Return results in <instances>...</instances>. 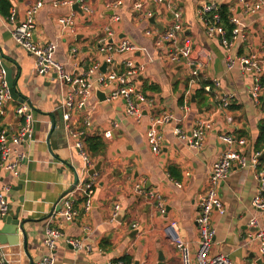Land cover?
<instances>
[{
	"label": "crops",
	"instance_id": "0c3cea01",
	"mask_svg": "<svg viewBox=\"0 0 264 264\" xmlns=\"http://www.w3.org/2000/svg\"><path fill=\"white\" fill-rule=\"evenodd\" d=\"M8 1L10 12L14 11L15 24H18L35 0ZM43 1V8L36 16L34 41L56 43L54 59L63 64L65 72L79 75L94 58L100 59L95 52L100 41L128 39L145 52L116 55V66L121 67L127 58L143 65L144 70L137 75L135 85L154 104L137 123L125 116L121 99L108 101L105 94L102 100L95 88L87 103L90 112L80 115L72 112L68 124L72 130L81 132V141L85 134H98L105 148L98 157L88 158L92 166L90 170L100 163L98 172L93 173L90 211L84 212L79 204L74 221L67 222L57 216L49 224L61 233L56 240L55 264H107L115 261L161 264L160 258L162 264H180L178 251L165 231L170 223L175 224L178 236L187 243L194 259L198 250L199 233L195 222L198 200L207 192L210 170L224 149L217 135L226 132L244 138L246 146L242 153L249 162L257 153L252 146L258 134V123L264 118L250 95L252 77L238 67L226 70L227 53L217 37L209 40L205 36L197 9L204 3H212L217 9L222 5L230 6L231 15L238 19L246 36L244 43L234 44L230 51L233 57L251 53L264 57V10L247 14L238 0H177L183 39H189L193 48L191 57L194 58L201 48L211 55L199 76L193 77L184 59L170 62L165 52L144 35L148 28L161 32L171 26V13L164 7L152 3L146 5L145 9L151 10L154 16V23L147 25L138 13L130 10V0H123L124 6L115 12L120 19L113 22L114 13L106 9L105 4L115 0H85L94 14L88 17L77 13L73 31L61 33L57 19L69 12L68 7L54 8L51 0ZM247 1L252 3L255 0ZM12 26L0 16V57L11 71L18 95L16 101H24L33 108L34 133L32 141L23 150L26 157L19 162L16 175L3 174V182L11 187L8 215L16 216L22 229L17 230L15 244L9 240V235L0 234V257L6 264H37L46 253L43 239L51 212L61 210V198L76 185L89 181L91 175L64 129L60 114L61 84L55 80L54 74H36L33 57L10 37ZM106 27L110 29V35L104 32ZM72 50L75 51L73 56ZM201 76L219 84L210 95L195 98L194 93L200 88L198 77ZM145 85H153L156 90H146ZM221 99H227L231 108L221 109ZM14 106L15 103L8 106L5 122L14 121ZM163 115H171L173 120L156 127L162 140L158 153H154L146 141V132L151 125L150 118ZM87 116L89 127L83 124ZM199 119L213 120L215 127L204 136L199 150H191L173 134L174 128H180L189 137ZM113 124L117 127L110 138H105L104 132ZM256 189L257 183L250 169L233 170L217 187L224 212H213L210 218L214 231L211 255H225L233 264H264V259H259L257 245L250 241L253 230L248 227L253 214L251 200ZM157 196L164 203L163 215L157 208ZM78 197H81L80 193H75L74 199ZM116 206L117 216L113 218ZM4 226L6 224L0 217V231ZM67 240L80 242L83 249L75 251Z\"/></svg>",
	"mask_w": 264,
	"mask_h": 264
},
{
	"label": "built area",
	"instance_id": "2783aa9c",
	"mask_svg": "<svg viewBox=\"0 0 264 264\" xmlns=\"http://www.w3.org/2000/svg\"><path fill=\"white\" fill-rule=\"evenodd\" d=\"M154 4L169 10L172 16V24L169 28L157 32L152 29H147L144 35L153 41L156 48L163 50L172 63L185 60V64L191 68L193 77L199 76L201 68L211 59L210 52L206 49H198L194 58L193 48L189 39H183V29L180 25L181 14L177 0H130L129 7L134 13H138L142 19L150 25L149 20L153 17L151 10L145 9L146 5ZM239 5L247 12L254 14L264 10V0H255L249 3L247 0H238ZM43 0H35L24 12L22 22L15 24L13 19L14 11L10 12L8 22L13 24L9 30L10 37L14 43L20 47L25 53L33 57L35 72L37 75L46 76L55 75L62 86L61 99V118L65 125V131L72 140V147L76 149L82 157L86 169L90 170L91 162L83 151L82 141L80 139L81 132L70 128L68 122L71 120L72 112L77 115L82 112L89 113L90 109L87 105L93 90L99 88L106 92L108 101L121 99L124 102L125 116L133 118L137 123H140L150 109L153 108V100L148 95L143 93L135 85L136 77L144 70L143 65L136 64L132 58L123 60L121 67L116 66L115 56L125 53L145 52V49L138 48L128 39H121L118 42L100 41L96 47V56L100 59L92 60L89 67L79 75H72L64 70L63 64L54 59L57 51V44L54 42L39 43L34 41L36 29V16L43 8ZM51 5L54 8L68 7L69 12L57 19L58 29L60 32L73 31L77 13L85 14L91 17L94 14L93 8L85 0H51ZM76 5L78 11L72 7ZM124 6L123 0H115L112 3L105 4V8L112 11V21H119V16L116 11ZM217 8L212 3H204L197 9L199 22L201 23L205 36L211 40L218 38L221 46L227 53L226 70L230 71L238 67L242 73L249 74L253 79V86L250 95L256 104L259 105V99L263 89L260 84V79L264 78V57L255 53L243 55L240 57L230 56V51L235 43H244L246 36L243 27L238 19L234 16L230 21L234 25L229 37L225 31L219 26V16ZM235 12V9H233ZM211 18H208V15ZM104 32L110 35V29L104 28ZM182 43V44H181ZM72 56L75 51H71ZM106 64L105 72L101 71V65ZM3 59L0 57V217H5L9 214L8 193L11 187L3 182V174L11 173L16 175V169L21 160H24L26 153L24 148L30 144L33 138V108L30 104L13 99L10 93L9 84L7 81V70L3 67ZM110 68V70L108 69ZM217 87L219 83H214ZM205 92L212 93L209 86L204 88ZM15 103L12 110L13 122H5L8 113V106ZM229 102L227 99H221V109H227ZM186 110V109H185ZM173 120L171 115H163L161 117L150 118V128L146 132V141L152 152L158 153L161 144V135L156 130L163 124ZM230 121V120H229ZM83 124L85 127L90 126L89 117H85ZM117 124H113L110 130L104 132L105 138H110L113 129ZM215 127L213 120H197L194 123L190 136L187 137L180 128L175 127L173 134L185 142L191 150H199L202 146L204 136ZM218 140L224 146L220 157L213 163L208 176L209 188L205 194L200 196L198 200V212L195 222L198 225V250L195 258L192 259L187 243H185L177 234L175 224L170 223L166 227V232L175 246L179 254L180 264H233L232 261L225 255H211L210 247L214 237V231L210 226V218L213 212L223 214L222 203L217 194V187L221 182L225 181L233 170L250 169L253 172L254 179L257 183V189L254 197L251 200L253 214L248 222V227L253 230L250 241L257 245V253L259 259H264V157L262 153H254L250 157V161L246 162L242 153L246 146L244 138H237L234 135L226 132L217 135ZM94 175H91L90 180L85 183H80L74 189L64 195L61 210H53L48 217V223L45 230L43 245L46 248V253L37 264H55L54 251L56 240L61 236V233L49 224L59 216L67 222H72L77 217V211L74 208V195L80 193L83 196L82 210L89 212L91 209ZM177 186H181L176 183ZM157 208L161 215L165 214L164 203L161 197L157 196ZM118 206L115 207L117 216ZM261 220V221H260ZM134 227V226H133ZM67 243L75 251L83 249L80 242L67 240ZM88 248V247H87ZM85 249V248H84ZM0 264H6L3 257H0ZM107 264H126L122 261L109 262ZM254 264V263H253Z\"/></svg>",
	"mask_w": 264,
	"mask_h": 264
},
{
	"label": "trees",
	"instance_id": "16d2710c",
	"mask_svg": "<svg viewBox=\"0 0 264 264\" xmlns=\"http://www.w3.org/2000/svg\"><path fill=\"white\" fill-rule=\"evenodd\" d=\"M10 8H11V5L8 0H0V16L1 17L5 19H9ZM216 12L219 16V26H221L222 29L225 31L226 36L229 37L234 27V25L230 21L232 17L230 13V6L222 5L221 7L217 9ZM211 15L212 14H209L208 18H211ZM198 82H199L200 88L195 91L194 93L195 98L197 96L206 97L207 95H210L211 91L207 93L204 91V88L206 86H209L210 89L212 90L214 89V84L209 80H204L202 76L198 77ZM260 84L263 89V95L259 99V107H260L261 112L264 114V78L260 79ZM145 89L150 90V91L156 90V88L153 85H145ZM229 108L231 107L228 106V109ZM257 128H258L257 129L258 134L253 143L252 148L255 152H260L262 153V155H264V118L259 121ZM82 146H83L84 152L86 153L89 159L90 158L94 159L98 157L105 148V144L102 138L98 134H85L82 139ZM83 201H84L83 196L75 199L74 208L77 210L78 205L82 204Z\"/></svg>",
	"mask_w": 264,
	"mask_h": 264
},
{
	"label": "water",
	"instance_id": "95a60500",
	"mask_svg": "<svg viewBox=\"0 0 264 264\" xmlns=\"http://www.w3.org/2000/svg\"><path fill=\"white\" fill-rule=\"evenodd\" d=\"M72 8L75 11H78L79 12L78 7L76 5H74ZM149 22H150V24H153L154 23V16L151 17V19L149 20ZM3 63H4V61H3ZM3 67L7 70V81H8V84H9L11 96H12L13 99H17L18 95H17V93L15 91V88L13 86V81H12V77H11V71L6 68L5 64H3ZM105 70H106V64L103 63L101 65V71L102 72H105ZM96 91H97L96 92L97 95L103 100L105 98V94L106 93L105 92L104 93L103 92L102 93L99 92L98 88H96ZM263 157H264V155H262L261 158H263ZM99 165H100V163H98L94 167V169L89 170L88 171V174L89 175H92L93 173L98 172ZM76 184H77V181H75V185ZM2 221H3L4 224H6V226L3 227V229L0 231V234L2 236L9 235L10 238H11L9 240L10 241H13L14 244H15L17 242V236H18L17 235V230H18V228H21L22 229V224L17 221V217L16 216H9L8 215V216H5V217H2ZM9 224H12L14 226L11 227V226H9ZM159 262L162 264V262H163L162 261V258H160Z\"/></svg>",
	"mask_w": 264,
	"mask_h": 264
}]
</instances>
